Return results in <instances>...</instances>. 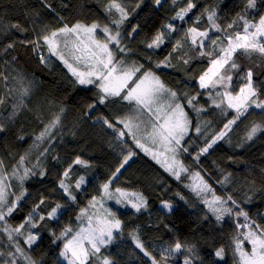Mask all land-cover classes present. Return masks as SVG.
<instances>
[{
	"label": "snow or ice",
	"instance_id": "6c2138e0",
	"mask_svg": "<svg viewBox=\"0 0 264 264\" xmlns=\"http://www.w3.org/2000/svg\"><path fill=\"white\" fill-rule=\"evenodd\" d=\"M172 2L175 4L176 0H172ZM41 3L44 7L52 9L48 0H41ZM155 3L160 5L161 0H155ZM255 6L256 0H245L246 9L255 8ZM137 7H139V4H137ZM194 7L193 0H187V6L181 7L172 19L183 21ZM113 9L119 13V19L112 18L110 24L103 26L98 22H93L90 25L80 22L71 26L64 24L58 29L37 35L35 39L21 40L20 43L25 46L34 45L32 50L37 54L40 53L43 46H47L50 55L56 56L65 65L77 84L85 87L91 85L97 89L93 101L87 106L86 115L93 113L101 105L105 107L110 103L126 105L127 111L122 115H118L114 119L100 115L95 122H99L102 126L110 129L121 144H126L127 139L130 138L136 148L141 149L145 155L150 156L170 176L179 181L182 174L189 172V169L179 159L182 152L189 151V148L185 146V137L189 135L191 121L185 106L191 108L197 114L206 111L205 108L198 106L197 98L201 93L198 92L190 96L184 93V102H181L180 93L168 87L152 69H145L143 64L137 62L127 63L125 57L128 49L122 44L123 37L120 29L128 17V12L117 0H109L105 7L106 14L110 15ZM205 12L210 28L221 33V35L212 38L209 36V30H200L195 26L190 27L185 36L181 40H177L173 52L180 51L190 41L193 50L197 52L198 58H208V67L198 78L199 87L200 89L213 90L214 95L213 92L208 93L209 98L212 100V106L220 109L225 115L227 109L234 110L235 116L224 124L219 133L212 135L210 139H205L204 146L193 157L196 161H199L200 156L207 154L219 140L224 139L228 132L232 130V125L236 124L242 116L248 114L250 109H259L261 114H264V92L258 90L255 85L254 72L251 68L240 77L245 82L239 88V91L232 90L234 71L238 72L240 69L236 59L237 54L251 58L253 53H259L260 57L264 58V15L259 17L258 22H253L246 18L245 12L239 15L238 20L234 19L226 27H222L217 23L218 18L215 8L206 9ZM200 20V16L196 17L197 23ZM240 21H243L242 30L239 29ZM110 25H115V29ZM164 27L168 29V33L176 30L175 25L172 23H168ZM8 28L9 26H4L0 28V32L6 34ZM10 28L21 33L26 31L20 24H12ZM229 29L236 30L230 32ZM98 31L103 33V38L98 37ZM135 32L136 28L133 27L132 33ZM167 35L163 30L158 31L152 41L147 44V47L149 49L160 47ZM207 42H210L211 47ZM14 47L15 43L9 42L4 49L0 50V55ZM178 58L185 65L190 63V58L185 59L183 56ZM40 61L45 65L50 63L48 57L44 55H40ZM170 66L171 54L156 65V67L164 68ZM0 78L3 79L5 87L8 88L9 76L0 72ZM12 79L16 80L17 77H12ZM13 90L8 88L9 92ZM29 92L30 89L27 87L21 90V99L13 105L8 119L15 118L18 114L17 109L24 106L23 97L28 96ZM5 102V98L0 96V105ZM224 105H226V108ZM62 113L63 109H61ZM89 118H91L90 115ZM60 122L61 115L57 114L53 120L44 125L43 130L35 137L34 146L39 147V144L48 141L49 147L40 151L37 155V163L33 164L31 168L25 167L26 155L20 156L19 161L13 165L10 173L5 170L4 161L0 160V232L7 236L9 247L14 249V251L7 252V259H4L0 264H19L18 257L23 258L24 264H36L25 253L16 237L24 236L27 229L24 244L31 247L38 235L31 231V229L39 226L37 218L39 221L53 219L61 208L60 204H56L47 213L46 217L39 212V209L45 203L44 198H41L23 223L13 227L7 219L17 209L19 202L26 195L24 190L20 191L18 195L11 192L10 189L13 185L10 181L15 180L18 182L19 187L23 189L24 181L30 175L37 174L35 169L42 167L40 159L52 147L51 142L55 139L53 129L57 128ZM204 127L206 128L207 125ZM4 131L5 127L0 122V132ZM195 132L198 135L202 134V127L197 125ZM258 133H264V124L253 123L247 130L243 140L245 142L253 141ZM20 139H23V136ZM134 155H136L135 151L129 148L127 153L123 154L122 162L115 172L112 173L107 182L102 184L100 196L91 198L89 206L94 208L99 204L104 214L87 215L86 210L81 209L77 217L81 221L79 231L72 234L73 229L65 227L60 236L56 237V239H64L63 248L59 255L67 261V264H89L90 259L100 252L101 246L112 242L113 231L119 232L122 230L121 221L116 218L113 212L104 207L105 198L115 199L116 203L120 205L128 203L136 212L146 209L147 201L140 193H129L120 187H116L114 192L110 189V186L122 174L121 170L125 169V166L128 165ZM75 163L85 165L86 162L77 158ZM39 174L43 176L44 172L40 171ZM63 175L68 177L69 171L66 170ZM191 178L193 183L186 185V187H189L203 201L208 210L215 216L217 222L223 220L225 216L243 217L244 223L241 224L237 219L236 226L239 229H248L243 237L251 245V251H245L242 247V241L235 238V252L239 254L238 264H264V227L259 224H255V227H253L252 225L255 222L249 218L248 213L241 207L240 203L230 194L226 198L217 196L200 172L191 174ZM230 182V174L224 176L223 180L220 181L222 185ZM83 183L84 177L81 176L76 182V188L79 189ZM59 187L63 189L64 195L69 200H76L75 195L69 191L64 179L59 181ZM205 193L212 194L210 200L203 195ZM10 196L14 198L10 200ZM180 198L184 199L182 196ZM247 202L246 200L245 203ZM162 206L170 210L172 204L169 201H164ZM86 215L87 224L84 226L83 218ZM66 237L70 238L65 239ZM132 239L136 248L152 260V264H158L135 233L132 234ZM182 250L188 253L185 256L184 264H194V261L199 259L194 246H187L180 242H176L172 247L163 248L161 259L168 260L174 253ZM4 256L5 252L0 250V257ZM215 257L217 260L223 261L225 249L223 247L216 249ZM101 264H111V261L104 257Z\"/></svg>",
	"mask_w": 264,
	"mask_h": 264
}]
</instances>
